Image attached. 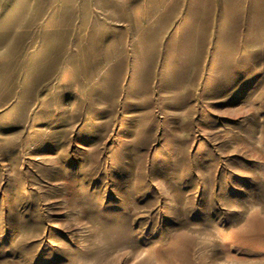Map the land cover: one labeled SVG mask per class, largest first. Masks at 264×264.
<instances>
[{
	"label": "rangeland",
	"instance_id": "374dc122",
	"mask_svg": "<svg viewBox=\"0 0 264 264\" xmlns=\"http://www.w3.org/2000/svg\"><path fill=\"white\" fill-rule=\"evenodd\" d=\"M0 264H264V1L0 0Z\"/></svg>",
	"mask_w": 264,
	"mask_h": 264
},
{
	"label": "crops",
	"instance_id": "0c3cea01",
	"mask_svg": "<svg viewBox=\"0 0 264 264\" xmlns=\"http://www.w3.org/2000/svg\"><path fill=\"white\" fill-rule=\"evenodd\" d=\"M264 1V0H263ZM200 5V4H199ZM200 7H201V9H203L202 8V5H200ZM200 7L198 8V3H197V10H199L200 9ZM204 10V9H203Z\"/></svg>",
	"mask_w": 264,
	"mask_h": 264
}]
</instances>
